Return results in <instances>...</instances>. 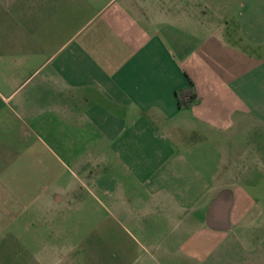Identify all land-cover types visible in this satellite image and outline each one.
<instances>
[{
	"label": "crops",
	"instance_id": "0c3cea01",
	"mask_svg": "<svg viewBox=\"0 0 264 264\" xmlns=\"http://www.w3.org/2000/svg\"><path fill=\"white\" fill-rule=\"evenodd\" d=\"M0 264H264V0H0Z\"/></svg>",
	"mask_w": 264,
	"mask_h": 264
},
{
	"label": "trees",
	"instance_id": "16d2710c",
	"mask_svg": "<svg viewBox=\"0 0 264 264\" xmlns=\"http://www.w3.org/2000/svg\"><path fill=\"white\" fill-rule=\"evenodd\" d=\"M199 103V98L195 93L194 85L190 82L189 86L180 91L178 95V104L181 109H190Z\"/></svg>",
	"mask_w": 264,
	"mask_h": 264
}]
</instances>
